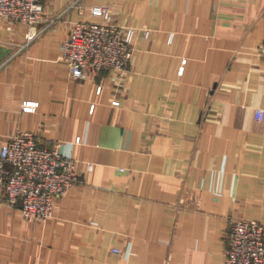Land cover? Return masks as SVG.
Masks as SVG:
<instances>
[{
	"label": "crops",
	"instance_id": "0c3cea01",
	"mask_svg": "<svg viewBox=\"0 0 264 264\" xmlns=\"http://www.w3.org/2000/svg\"><path fill=\"white\" fill-rule=\"evenodd\" d=\"M42 1L32 28L0 21V142L59 143L84 185L45 223L0 189V264H224L229 221L264 224V0ZM96 5L133 57L76 80L61 45Z\"/></svg>",
	"mask_w": 264,
	"mask_h": 264
},
{
	"label": "built area",
	"instance_id": "2783aa9c",
	"mask_svg": "<svg viewBox=\"0 0 264 264\" xmlns=\"http://www.w3.org/2000/svg\"><path fill=\"white\" fill-rule=\"evenodd\" d=\"M44 13L42 0H0V21L3 22L22 23L32 28L43 19ZM89 14L102 21L74 23L61 45V60L67 65L70 77L76 80H85L102 71L121 78L133 57L136 29L114 23L110 9L105 6H93ZM34 36L30 34L27 38L30 41ZM36 108L34 102L21 105L22 111L27 113ZM263 115L262 109L255 111L257 120L261 121ZM59 148L57 142L41 143L26 132L0 142V189L7 205L21 203L26 222L45 223L53 216L62 195L77 185H84L77 162L63 157ZM91 170L92 165L88 164L86 171ZM226 238L224 264H264V224L231 219ZM111 251L119 254L117 249Z\"/></svg>",
	"mask_w": 264,
	"mask_h": 264
}]
</instances>
